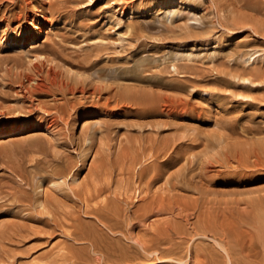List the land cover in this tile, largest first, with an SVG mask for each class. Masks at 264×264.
Masks as SVG:
<instances>
[{"label":"rangeland","instance_id":"obj_1","mask_svg":"<svg viewBox=\"0 0 264 264\" xmlns=\"http://www.w3.org/2000/svg\"><path fill=\"white\" fill-rule=\"evenodd\" d=\"M173 1L32 0L17 47L0 0V264H264V0ZM40 53L74 118L27 110Z\"/></svg>","mask_w":264,"mask_h":264},{"label":"bare ground","instance_id":"obj_2","mask_svg":"<svg viewBox=\"0 0 264 264\" xmlns=\"http://www.w3.org/2000/svg\"><path fill=\"white\" fill-rule=\"evenodd\" d=\"M5 1L10 2L11 6L7 7L6 9H3L2 13H1V16L3 17V21L5 23V27L3 28L4 33L1 34L2 39L3 38L8 39L7 41L9 44H12V45L15 44L17 47H24V45L27 41L29 42L31 40V43H32L33 37H34V36H32L33 33H38V34L47 33V30H44L43 27H44L45 23H47V22L50 23V21H51L50 18H51V15L53 14V9H55L53 3L49 4V7L47 8V10H38V8H36L37 6L35 4H32V0H5ZM175 2H176V0H175ZM56 9H58V8H56ZM4 11L7 12L8 14L5 15ZM236 23H237V21H236ZM250 27H253V26H250ZM8 30H10V31H8ZM17 30H18V33H20V34H18L19 36L12 38V32L11 31H17ZM55 45L59 46V44L57 42H55L54 45L53 44H50L48 46L45 45L44 52L53 53L56 55L57 48L55 47ZM32 46H34V45H31V47ZM46 47H48V48H46ZM243 58L244 59L247 58L249 60L251 58V54L248 55L247 57H243ZM13 61H14L15 67H18V65H22L23 63H25V62H22L23 60L19 56L18 53L14 56ZM53 61H54V59L50 58L48 54L40 53L39 56L36 55L34 57V59H29L27 61V63L25 64L26 65L25 69L29 70V71H33L35 76L24 75V73H25L24 71H20V72L15 73V82H17L16 85L18 87L20 95L23 98H29V100H28L29 101V104H28L29 108L27 110L29 112H32L34 110L35 111H44L46 113V115H48L47 119H49L48 122H50L51 125L57 124L60 121L64 120L65 115L71 117V113H68V110H69V108H74L75 104H73V103H74V100L76 99V93H79L80 97H87V96H89L87 93L89 91H92V90L88 91L84 86L68 85V84L64 83L63 80L59 78V73L55 70V68H54L55 66H53V64H52ZM253 67L254 68L250 69L251 71H253L252 73H250L251 77H249V76L244 77V76H241V74H240L241 78L245 81L248 80L249 83L250 82L254 83L256 79L264 77V68H262L261 66H258L257 68L255 66H253ZM241 78H239V79H241ZM34 94L37 96V98L36 99L34 98V100H33L32 99L33 97L30 98V96L34 95ZM91 94H95V91H92ZM91 94H90V96H91ZM38 96H45V97L48 96V97H50L49 99L52 101H51V103H47L45 100L40 99V97H38ZM97 99H100V95L98 96ZM72 118H74V117H71L70 119H72ZM68 122H69V120L67 118L66 123H68ZM45 129H46V127H45ZM2 133L3 132H0V134H2ZM91 140H92V138H88V142H90ZM61 176L62 175H58L57 178H60ZM42 182L43 181L40 182L39 186H41ZM49 183H51L52 186H54V187H60L61 186V183L59 181L53 179V178L49 180ZM142 189H144V188L142 187ZM136 190L137 189L135 188V191ZM96 191H100V188H96ZM102 197H104V196H102ZM151 207H152V205H151ZM162 208H163V206H162ZM151 215H154V214H151ZM151 254H149V255H151Z\"/></svg>","mask_w":264,"mask_h":264}]
</instances>
